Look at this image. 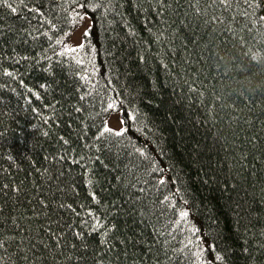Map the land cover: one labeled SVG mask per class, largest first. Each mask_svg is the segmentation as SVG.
Listing matches in <instances>:
<instances>
[{
	"label": "trees",
	"instance_id": "obj_1",
	"mask_svg": "<svg viewBox=\"0 0 264 264\" xmlns=\"http://www.w3.org/2000/svg\"><path fill=\"white\" fill-rule=\"evenodd\" d=\"M227 3L0 0V264H264V0Z\"/></svg>",
	"mask_w": 264,
	"mask_h": 264
},
{
	"label": "rangeland",
	"instance_id": "obj_2",
	"mask_svg": "<svg viewBox=\"0 0 264 264\" xmlns=\"http://www.w3.org/2000/svg\"><path fill=\"white\" fill-rule=\"evenodd\" d=\"M90 25V19L88 16H84L79 22L77 30L72 34L70 41L68 43L69 48H79L83 43L84 33L87 31ZM106 127L112 129V131L120 132L124 129V123L122 121L119 112H111L108 116Z\"/></svg>",
	"mask_w": 264,
	"mask_h": 264
},
{
	"label": "snow or ice",
	"instance_id": "obj_3",
	"mask_svg": "<svg viewBox=\"0 0 264 264\" xmlns=\"http://www.w3.org/2000/svg\"><path fill=\"white\" fill-rule=\"evenodd\" d=\"M85 2H87V0H85ZM221 3H222L225 7L228 6L227 0H221ZM9 6H10V5H9ZM99 6H100V5H97V7H99ZM249 6H250L251 8H253V10H254L255 8L259 7L260 5H259V3L253 2V3H250ZM12 11L15 12L16 9H15V8H12ZM245 15H246V16H248V15H254V11H253L252 14H249V13L246 12ZM260 19H261V20H264V17H261ZM87 34H88V33H87V31H86V32H85V35H87ZM80 47H83V45H80ZM67 51H75V49L69 48V49H67ZM246 54H247V55H250V58H251L253 61H256L257 63H260V61H261L262 59H264V56H261L259 53H255V54H253L252 51H251V49H249V52L246 53ZM5 75L11 76L12 73L6 72ZM41 87H45V85H41ZM109 107H111V105H109ZM104 132L111 133V132H112V129L109 128V127H105V128H104ZM45 135H47V133H45ZM101 135H103V133H102ZM115 135H117V136H122L123 133H122V132H116ZM65 143H67V141H65ZM161 183H163V181H161ZM180 215H181L182 217H187L188 213H187V212H181ZM77 235H79V234H77ZM216 259L219 260V259H222V257L218 255V256L216 257Z\"/></svg>",
	"mask_w": 264,
	"mask_h": 264
}]
</instances>
